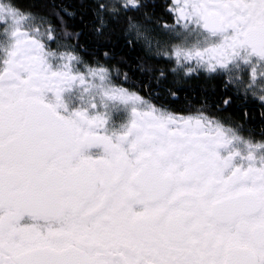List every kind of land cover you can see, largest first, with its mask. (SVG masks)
Instances as JSON below:
<instances>
[{
    "label": "snow or ice",
    "instance_id": "1",
    "mask_svg": "<svg viewBox=\"0 0 264 264\" xmlns=\"http://www.w3.org/2000/svg\"><path fill=\"white\" fill-rule=\"evenodd\" d=\"M0 264H264V0H0Z\"/></svg>",
    "mask_w": 264,
    "mask_h": 264
}]
</instances>
